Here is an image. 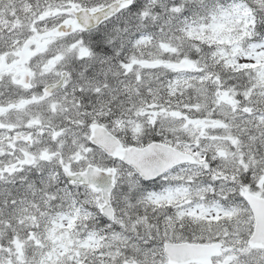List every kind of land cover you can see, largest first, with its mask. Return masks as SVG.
Returning <instances> with one entry per match:
<instances>
[{"label": "snow or ice", "instance_id": "6c2138e0", "mask_svg": "<svg viewBox=\"0 0 264 264\" xmlns=\"http://www.w3.org/2000/svg\"><path fill=\"white\" fill-rule=\"evenodd\" d=\"M0 264H264V0H0Z\"/></svg>", "mask_w": 264, "mask_h": 264}]
</instances>
